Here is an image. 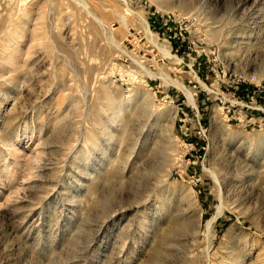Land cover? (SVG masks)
I'll list each match as a JSON object with an SVG mask.
<instances>
[{"label":"rangeland","instance_id":"rangeland-1","mask_svg":"<svg viewBox=\"0 0 264 264\" xmlns=\"http://www.w3.org/2000/svg\"><path fill=\"white\" fill-rule=\"evenodd\" d=\"M0 264H264V0H0Z\"/></svg>","mask_w":264,"mask_h":264},{"label":"bare ground","instance_id":"bare-ground-1","mask_svg":"<svg viewBox=\"0 0 264 264\" xmlns=\"http://www.w3.org/2000/svg\"><path fill=\"white\" fill-rule=\"evenodd\" d=\"M20 39H21V38H20ZM153 42H155L154 39H153ZM165 54L169 56V53H168V52H166ZM13 56H14V55H13ZM10 63H11V65H12V64L14 65V63H15V58H14V57L10 59ZM13 68H14V67H13ZM190 99H191V98H190ZM190 99H189V100H190ZM191 100H192V99H191ZM192 101H193V100H192ZM192 101H191V102H192ZM214 221H215V219L211 220L209 223L212 224ZM210 224H209V225H210ZM208 228H209V226H208Z\"/></svg>","mask_w":264,"mask_h":264}]
</instances>
